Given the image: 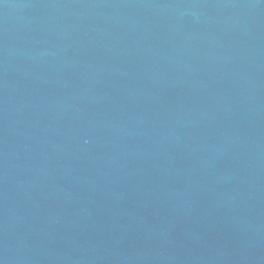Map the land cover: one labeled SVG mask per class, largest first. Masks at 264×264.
Segmentation results:
<instances>
[{"label": "water", "instance_id": "95a60500", "mask_svg": "<svg viewBox=\"0 0 264 264\" xmlns=\"http://www.w3.org/2000/svg\"><path fill=\"white\" fill-rule=\"evenodd\" d=\"M0 264H264V0H0Z\"/></svg>", "mask_w": 264, "mask_h": 264}]
</instances>
